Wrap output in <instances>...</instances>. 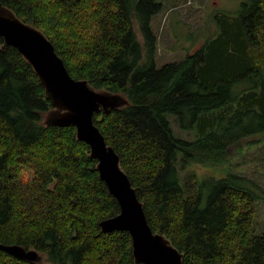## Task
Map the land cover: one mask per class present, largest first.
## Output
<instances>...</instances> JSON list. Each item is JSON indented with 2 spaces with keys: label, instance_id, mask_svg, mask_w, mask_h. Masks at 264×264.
Here are the masks:
<instances>
[{
  "label": "trees",
  "instance_id": "obj_1",
  "mask_svg": "<svg viewBox=\"0 0 264 264\" xmlns=\"http://www.w3.org/2000/svg\"><path fill=\"white\" fill-rule=\"evenodd\" d=\"M1 1L49 37L73 77L129 98L94 122L120 155L152 229L183 253V264H264V232L255 231L261 187L228 173L210 184L193 175L190 189L179 168L221 165L244 140L264 141V0L243 2L239 18L219 21L217 39L161 67L152 27L158 0ZM3 43L0 242L36 249L45 261L0 249V264H136L129 232L101 231L120 206L89 144L75 126L44 124L53 105L39 76ZM171 115L195 132L192 140L175 133Z\"/></svg>",
  "mask_w": 264,
  "mask_h": 264
},
{
  "label": "water",
  "instance_id": "obj_2",
  "mask_svg": "<svg viewBox=\"0 0 264 264\" xmlns=\"http://www.w3.org/2000/svg\"><path fill=\"white\" fill-rule=\"evenodd\" d=\"M0 37L3 47H16L39 76L53 105L44 116V124L75 126L78 139L89 144L90 157L97 160L99 175L120 206L118 214L100 222L101 231L129 232L136 264H183V253L165 234L152 229L144 204L121 165L120 155L94 122L95 113H110L129 105V98L121 92L95 88L87 79L73 77L49 37L1 0ZM0 249L31 262L43 259L38 250L20 244L0 242Z\"/></svg>",
  "mask_w": 264,
  "mask_h": 264
},
{
  "label": "rangeland",
  "instance_id": "obj_3",
  "mask_svg": "<svg viewBox=\"0 0 264 264\" xmlns=\"http://www.w3.org/2000/svg\"><path fill=\"white\" fill-rule=\"evenodd\" d=\"M158 1L162 3V8L153 16L152 27L158 38L156 64L161 67L165 63L181 61L196 49L217 39L223 32L219 21L228 17L233 20L239 18L243 2L247 0ZM140 38L142 40L141 36ZM239 89L238 86L235 88L236 91ZM170 117L179 137L188 140L195 137L193 130L180 127L176 116ZM179 168L184 185L190 189L195 180L193 175H206L208 184L210 179L216 180L228 173L244 175L255 181L261 187L256 200L255 231L258 234L264 232V141L252 143V139L244 140L241 146L230 149L221 165L179 163ZM207 190L208 187H205L204 192ZM41 261L44 262L45 258Z\"/></svg>",
  "mask_w": 264,
  "mask_h": 264
}]
</instances>
